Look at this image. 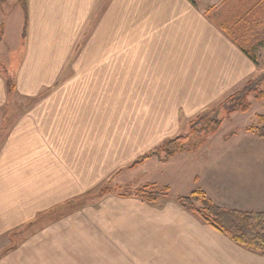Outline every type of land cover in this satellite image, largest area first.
<instances>
[{"label":"crops","instance_id":"0c3cea01","mask_svg":"<svg viewBox=\"0 0 264 264\" xmlns=\"http://www.w3.org/2000/svg\"><path fill=\"white\" fill-rule=\"evenodd\" d=\"M253 1L11 0L6 9L4 0L0 45L16 14L22 57L11 94L0 72V112L15 97L25 103L0 137V260L32 238L70 262L102 245L131 264H264L180 207L172 181L142 183L151 162L183 172L176 184L221 208L264 212L263 138L246 127L218 137L222 122L195 151L128 168L256 74L218 24ZM259 35L255 54L264 22ZM137 170L142 181H128ZM146 184L168 186V198L97 196L105 185Z\"/></svg>","mask_w":264,"mask_h":264},{"label":"trees","instance_id":"16d2710c","mask_svg":"<svg viewBox=\"0 0 264 264\" xmlns=\"http://www.w3.org/2000/svg\"><path fill=\"white\" fill-rule=\"evenodd\" d=\"M26 0H20L25 8ZM4 0H0V8ZM238 15L233 24H222L219 26L238 45V47L256 64L258 59L255 54L259 31L262 29L264 19V0H254L238 10ZM0 29V37H1ZM6 90L11 94L15 90L14 81L5 77ZM258 79V76L249 78L244 88L233 92L223 102L228 115L233 112L245 113L250 107L249 95L254 94L257 100L264 99V91L252 89L249 85ZM217 108H208L198 113L191 121L189 132L165 139L155 149L147 152L133 160L128 168H134L153 155L161 161L180 152H192L205 143L206 137L214 134L220 127L222 119L217 116ZM259 122H264V116H257ZM246 131L264 139V126H249ZM107 193H115L122 197H134L147 203H155L169 196V187L155 189L154 184H146L137 188L103 186L97 196ZM175 201L183 209L191 212L204 224H207L219 232L227 235L233 242L255 251L264 256V212H247L221 208L211 202L202 190H194L188 195L175 197Z\"/></svg>","mask_w":264,"mask_h":264},{"label":"rangeland","instance_id":"374dc122","mask_svg":"<svg viewBox=\"0 0 264 264\" xmlns=\"http://www.w3.org/2000/svg\"><path fill=\"white\" fill-rule=\"evenodd\" d=\"M10 2H11V0H8L7 4L5 5L6 9H9ZM16 18H17L16 14H13L11 19L8 21V23L6 25V27H7L6 38L4 40V43L0 45V72L5 77L11 78V79H12V76L14 75V71H15V69H16V67H17V65L20 62L21 57H22V48H20L18 46V43H17V39L19 38V31L20 30H17ZM23 31H25V29H23ZM23 33L24 32H22V36H23ZM20 37H21V34H20ZM17 46H18V48H16ZM256 56L258 59V65H257V70L255 72L256 74H254L253 76L257 75L258 79H254V81L249 85V87L252 89H256L257 91H262V90L264 91V45L256 50ZM246 83H247L246 80L244 82H242L240 84V86H238L234 90V92H236L237 90L239 91V90L243 89ZM226 97L221 98L220 100H218L216 103H214L210 107V108L214 107V108L218 109L217 110V116L219 118H221L222 122H223V124L221 122V124H222V126L220 125L221 128L219 127L220 133L217 135L218 137L227 133V131H229V130L230 131H232V130L241 131V132H237V133L244 134L245 133L244 132L245 127H249V126L261 127V126H264V122H259V120L257 118L258 115L264 116V99L263 100H257L254 98V94L251 93L248 97V100L250 101V107H249L248 111L245 113L237 112L236 114H234L229 119V117L231 116L230 114H232V113H230L228 115V112L226 111V109L223 106V102L226 99ZM11 100H12L11 103H14V104H12V106H14V107H12L9 104L8 108H6V109L4 108L2 110L3 112H0V137H2V135L4 134V130L8 126V124L11 120V116L16 115L24 107L25 102L24 101L22 102L19 98L15 97V100L14 99H11ZM10 108H12L14 110V112L13 113L11 112V114H9L10 115L9 117H7V115L4 116L5 111L9 110ZM248 133H250V132H248ZM181 134L182 135L188 134V128L185 127L184 130L179 135H181ZM214 134H216V132ZM214 134L207 136L206 139L209 138L210 136H213ZM152 165H153V163H151V162H149L148 165H146L147 167L145 170H147L148 173L146 174V177L144 176V178L142 179L143 181L141 180L142 177H140V175H139V172H138L139 169L137 171H133V172L128 173V177H127L128 181H133L132 183L142 181V183H145L146 180H149L152 177H153V179L155 177H158L160 183L172 181L173 188L170 191L172 195H178V193H183L185 195L190 194L191 190L193 189L192 186L189 188V186H186L187 184L185 185L186 187L185 186L182 187V186H180V184H176V180L183 176V172L179 173L178 175L173 176L172 174H170L167 167L162 168L160 166L159 170H158V168L153 167L154 170H152L153 169L151 167ZM151 171H154V172H151ZM150 173H152V174H150ZM162 187H163L162 184L156 185L155 189L158 190V189H161ZM100 237H102V236H100ZM101 247H102V245H101ZM101 247H99V248L95 247L94 251L84 250L82 252V251H80L81 250L80 249L79 251L84 253L83 256H80L79 258H75V259H73V262H70V259H68V258H62V257H58V256L53 257L51 254L52 250L49 251L47 248L40 249L38 247V244L36 243V240L31 238V239H28L25 242V244L19 248V250L12 252V253H10V255H7L3 259H1L0 264H54V262L56 260H60L58 262V264H63L65 260H66L65 264H131V263H128V261L125 257H121V256H119V254H117L118 250H114V249L106 250L105 249L103 252L105 254L111 253V256L108 257L106 255H102L103 252H102ZM91 252H94L95 254L100 253L101 255H95V256L87 255V253H91ZM75 260H77V261H75Z\"/></svg>","mask_w":264,"mask_h":264}]
</instances>
